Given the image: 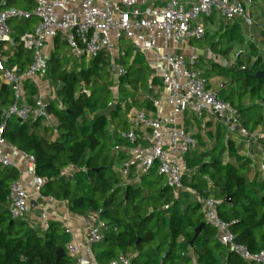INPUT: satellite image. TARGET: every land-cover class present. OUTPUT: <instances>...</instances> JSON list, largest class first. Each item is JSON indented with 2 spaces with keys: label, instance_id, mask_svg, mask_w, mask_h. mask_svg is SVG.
I'll return each mask as SVG.
<instances>
[{
  "label": "trees",
  "instance_id": "obj_1",
  "mask_svg": "<svg viewBox=\"0 0 264 264\" xmlns=\"http://www.w3.org/2000/svg\"><path fill=\"white\" fill-rule=\"evenodd\" d=\"M35 7L31 0L23 9L33 12ZM250 8L259 13L261 23L253 30L264 42V0H252ZM34 18L17 19L12 28L10 24L15 19L8 21L12 40L9 66L25 70L31 64V53L19 43L24 34L33 30L30 23ZM212 37L218 38L212 49L229 45L220 50L223 56L230 53L231 44H243L245 40L240 23H225ZM62 38L61 35L54 40L56 51L50 56L47 70L57 85L58 99L49 104V116L57 126H45L44 119L34 122L11 117L3 138L22 153L35 157L38 176L47 181L42 188L44 197L66 202L69 211L76 215H97L106 224L104 240L93 247L98 264H108L122 255L131 256L132 264H257L244 261L222 245L203 212L204 200L214 197L219 201V215L230 225L236 243L253 255L264 250V170L256 169L252 158L242 153L247 141L238 144L232 136L226 139L220 124L211 137L214 144L208 149L204 150L207 144L197 136V149L185 157V190L179 194L161 185L164 178L156 170L139 183L126 182L117 166L127 159L123 150L127 144L120 131L128 130L129 120H121L120 115L123 112L128 116L135 108L156 112L142 95L150 84L162 90V83L153 76L144 55L128 45L120 59L127 73L119 79L118 92L129 105L124 110L118 104L109 118H101L99 113L113 103L107 88L113 75L110 60L101 53L90 62L82 59L73 69L63 67L58 53L69 47ZM248 47L251 53L237 58L236 69L219 64L203 71L197 69L209 84L213 73L229 79L217 90L218 96L238 110L246 132L253 134L261 127L264 133V79L255 77L258 71H264V60L254 42H249ZM131 55L132 60L128 61ZM240 69L249 72L236 73ZM29 88L31 85L27 84L26 91ZM247 92L261 102L263 111L259 118L252 117L251 106L244 108L234 102L236 96L240 98ZM34 95L33 91L26 93V101L34 104ZM8 103L9 107L14 103L12 89L0 84V127L2 107ZM110 123H116L115 130L111 131ZM258 141L259 146H264V137ZM248 150L257 153L264 165V156L256 146L250 145ZM18 179L17 168L0 167V264H76V259L67 254L71 238L60 223H50L43 231L11 219L10 187ZM199 228L201 232L195 238ZM61 248L66 256L58 260L57 251Z\"/></svg>",
  "mask_w": 264,
  "mask_h": 264
},
{
  "label": "built area",
  "instance_id": "obj_2",
  "mask_svg": "<svg viewBox=\"0 0 264 264\" xmlns=\"http://www.w3.org/2000/svg\"><path fill=\"white\" fill-rule=\"evenodd\" d=\"M33 1L36 7L31 12L25 9L3 10L7 0H0V62L3 66L0 81L11 87L14 97V103L2 112L0 167H16L10 154L5 152L7 142L3 133L8 119L15 117L20 121L34 122L49 119L43 100L36 99L34 104L25 102L24 87L26 82L34 81L48 70L46 46L61 35L72 55L78 59L90 62L101 53L106 54L111 71L118 80L127 73L120 64L125 53L122 43L126 41L135 52L144 55L153 68V76L162 83V90L150 84L142 95V99L153 104L157 111L131 110L129 128L121 133L127 144V159L122 162L119 171L126 182L139 183L142 177L156 170L175 193L185 190V157L198 147L197 139L180 122L185 110L199 120L211 117L231 136L246 131L238 110L220 99L217 90L197 69L199 55L191 50L188 54L185 52L190 43L205 38L209 20L217 15L222 17L223 23H240L252 31L257 24L250 12L252 0ZM32 17L39 22L21 37L19 43L31 53L32 60L27 69L21 70L18 66H9L8 52L12 40L8 21ZM205 58L219 65L227 63L212 50ZM164 105L171 108L168 116L159 113ZM263 137L264 133H254L249 139L258 141ZM247 144L248 147L251 145L249 141ZM259 152L264 156V149H259ZM46 183L38 176L35 157L25 155L20 178L10 187L8 210L13 221L27 222L32 212L31 203L45 199L42 188ZM64 204L68 207L66 202ZM218 206L219 201L214 197L203 202L205 219L215 228L217 240L244 261L264 264V250L253 255L246 247L236 243L230 225L219 215ZM50 216L46 211L40 214L37 225L47 224ZM53 220L59 222L71 238L67 254L79 263L86 259L93 262V247L104 240L103 231L106 228L99 216L91 215L83 219L87 233L82 244L76 239L67 213ZM35 228L36 225H33L32 229ZM108 264H132V257L122 255Z\"/></svg>",
  "mask_w": 264,
  "mask_h": 264
},
{
  "label": "rangeland",
  "instance_id": "obj_3",
  "mask_svg": "<svg viewBox=\"0 0 264 264\" xmlns=\"http://www.w3.org/2000/svg\"><path fill=\"white\" fill-rule=\"evenodd\" d=\"M30 2H31V0H10L9 1V5L6 8H4L3 10L23 9V7L27 6ZM250 10H251L250 12H252V15L254 16V19L256 20V23L260 24L261 20L259 18L258 11L254 10V9L252 10L251 8H250ZM38 22H39V19L34 18L31 21V23H30V29L35 28V26L38 24ZM16 23H17V19H15V21L10 24V28H12ZM209 23H210L211 27H208V31L207 32H208V34L210 36H207L203 40L193 41L192 43L189 44V46H187V49H186V52H189L191 50L192 53L196 52L199 55L200 61H202V65L200 64L201 67H200V65H198L197 68H199L200 70H202V69L206 70V69L211 68V66L213 64H220L218 62L207 60L205 58L206 55H207V52L209 50H212L213 53H215L216 55L221 56V58L226 60V62H227L226 64L222 63L224 65L223 66L224 68L236 69L237 68L236 60L239 57L238 55L240 53H242V55L245 56V55H248V54L251 53L250 50H249V47H248L249 46V42H254L256 44V46H258L260 56H262V58L264 60V42L262 41V37L257 32V30L255 31V30L252 29V31H251V29H249L248 27L243 26L242 24H240L241 25V32L244 35V39H245L244 43L243 44H240V43L239 44H235V43L231 44L233 47L230 50V53L227 56H223L220 53V50H222V49L226 50L229 47V45L225 43V44H221V45L217 46L215 49H212L213 48V44L218 41V38L212 37V35H214L219 30V28L225 23L222 24V17L220 15H217L215 18L213 17L212 19H210ZM122 44H123V49L124 50H125V48L128 45H130L126 41H123ZM58 56L60 58H62L61 65L63 67H67L68 69H73V66L79 65V64H81L83 62L82 59H78L75 56H73L69 48H64L61 51H59ZM131 60H132V55L129 57L128 61H131ZM246 61H247V58L245 57L244 62H246ZM250 61H251V63H253L255 61V58H252ZM112 73H113V71H112ZM46 74H47V71H46ZM51 76H52V74H50V75L47 74V78H49ZM210 81L213 83L212 87L214 89H216V90H219L223 83H224L223 85H227L229 83V79H226L224 77H218L216 73L212 74V76L210 78ZM118 85H119V80L113 74L111 76L110 81L107 84V88H109L111 90V93H112L113 104H115L116 106L118 104H121L123 109L127 110V107L129 105V101H127L123 96H121L119 94ZM56 89H57V85H55V92H56ZM237 91L239 92V90H237ZM234 102L237 105L241 104L244 108H248V107L251 106L252 110H250V113H251L252 117H254V118H256V117L259 118L262 115L263 108L259 107L261 102L259 103V101H257L256 98H253L250 92L245 93L240 98L236 96L234 98ZM134 110H137V109L135 108ZM130 115H131V112L129 113L128 116H126L122 112L121 115H120V119L123 120V121H126L127 119L129 120V116ZM110 124H111V131L115 130L116 129V123H110ZM262 129L263 128L260 127L254 133H258V134L262 135L263 134V130ZM121 132L122 131H120V133ZM224 135H225L226 139H230L231 138V135H229L226 132V130H224ZM250 135L251 134H249L248 132L245 131V132L239 133L237 135H232V137L239 143H243L242 140H244V139L249 141L251 143V145H254V146L257 147L258 152H259V149H264L263 145L259 146V143H258L259 141H255L254 139L250 140L249 139ZM246 136H248V138ZM246 152H247V148L244 149L243 153L245 154ZM251 154L252 155L250 157L252 159H254L253 160L254 161V167L256 169H257V167H259L260 170H264V165L260 164L261 162L258 160L257 153L253 154L251 152ZM118 168H119V165L117 166V169ZM151 179L154 180L155 177H153ZM160 183H161L162 186H166L167 185L165 179H162L160 181ZM177 194H179V193H177ZM36 230H41V229H37L36 228Z\"/></svg>",
  "mask_w": 264,
  "mask_h": 264
},
{
  "label": "crops",
  "instance_id": "obj_4",
  "mask_svg": "<svg viewBox=\"0 0 264 264\" xmlns=\"http://www.w3.org/2000/svg\"><path fill=\"white\" fill-rule=\"evenodd\" d=\"M222 24H223V22H222ZM209 27H211L210 23H209ZM45 51H46L48 58L50 59L51 54L56 51L54 41L48 43ZM188 53L189 52H185V54H188ZM8 55H9V52H8ZM10 55H9V57H10ZM201 65H200V67H201ZM0 71H1V68H0ZM47 74L45 72L43 75L37 77L34 81L26 82L25 87H24V89H25V92H24L25 102H27L26 101V93L31 92V91H33L35 93V95L33 96L34 101L36 99H41L44 101V103L46 105H49L51 101H55L58 99L56 96V92H55L56 83L50 77L47 78ZM0 84L4 85L1 83V81H0ZM27 84L31 85L32 90L29 88L26 91V85ZM210 85H211V87L213 86V83L211 81H210ZM8 87H10V86H8ZM9 105H10L9 103L6 105H3L2 110L8 109L7 107H9ZM170 111H171V108L168 105H164L159 110V113L161 115L168 116ZM180 122L186 128V130L190 134L193 135V137L195 139H197V136L203 138V140L207 144V147L204 150L208 149L209 147H211L214 144L213 140H211L212 139L211 137L215 135L218 123H216L211 117H206L204 120H199V119H196V117L189 110H185L182 114ZM43 124L45 126H51V127L57 126V123L50 116H49V119H46ZM119 131H120V129H119ZM121 133H123V131ZM238 144H239V142H238ZM246 148H247V152L245 154H247L248 156H251V153L248 150L249 147L248 146L244 147V149H246ZM123 150H125V148H123ZM5 152L10 154L12 161L16 165L15 168L18 169L19 178H20V173H21L22 169L24 168V156L26 154L17 150L15 147L11 146L8 143H7V146L5 148ZM243 152H244V150H243ZM252 160H254V159H252ZM258 160L261 162L260 157H258ZM66 208H68V207H66V205L64 204L63 201H57V200H53L52 198H46L45 197V199L41 200L40 202L34 203V206H32L31 215L28 218L26 223L28 224V226L30 228H32L33 225H36L37 229H42L43 231H45V230H47L50 223L56 222L53 220V218H55V217L62 218L64 216H66V213H67L69 221H70V225L76 234V239L80 244H82L86 240V233H87V230L83 224V219L85 218V216L76 215V214L70 212L69 209L66 210ZM45 211L51 215L49 222L47 224H44V225H37L38 217L40 216V214H42ZM56 223H59V222H56ZM36 228H35V230H36ZM76 264H98V262L96 261V259L93 262L86 259L85 261H83L81 263L76 261Z\"/></svg>",
  "mask_w": 264,
  "mask_h": 264
},
{
  "label": "water",
  "instance_id": "obj_5",
  "mask_svg": "<svg viewBox=\"0 0 264 264\" xmlns=\"http://www.w3.org/2000/svg\"><path fill=\"white\" fill-rule=\"evenodd\" d=\"M0 68L2 69L3 66L0 62ZM249 70L248 69H240L238 70L236 73H248ZM255 77L256 79L260 80V79H264V71H258L256 74H255ZM47 111H48V114L50 115V105H47ZM117 111V106L113 103H111L106 109L102 110L100 113H99V116L101 118H109L112 113L116 112ZM32 206H34V203H31ZM201 232V228L197 229L196 231V237H198V235L200 234ZM66 256V251L64 249H59L57 251V259L60 260L62 257Z\"/></svg>",
  "mask_w": 264,
  "mask_h": 264
}]
</instances>
